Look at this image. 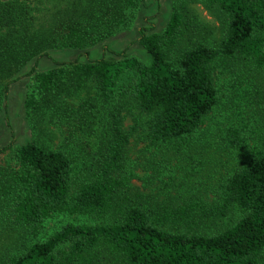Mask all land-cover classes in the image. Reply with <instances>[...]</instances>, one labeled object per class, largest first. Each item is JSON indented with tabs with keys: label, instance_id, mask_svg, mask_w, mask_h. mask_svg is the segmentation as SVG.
I'll return each mask as SVG.
<instances>
[{
	"label": "trees",
	"instance_id": "trees-1",
	"mask_svg": "<svg viewBox=\"0 0 264 264\" xmlns=\"http://www.w3.org/2000/svg\"><path fill=\"white\" fill-rule=\"evenodd\" d=\"M62 2L40 21L46 15L29 0H0V108L31 60L129 28L141 0ZM198 4L218 21L213 29ZM139 41L149 62L122 50L26 73L38 84L24 103L31 122L49 114V123L64 118L74 128L56 147L38 136L0 147L1 226L37 235L58 213L89 220L28 244L10 236L17 251L0 242V264H264V0H172L163 28L141 29ZM216 62L252 79L247 119L224 134L245 150L240 164L212 199L134 191L125 113L146 115L151 143L182 149L219 106ZM91 85L93 93L70 100Z\"/></svg>",
	"mask_w": 264,
	"mask_h": 264
},
{
	"label": "rangeland",
	"instance_id": "rangeland-1",
	"mask_svg": "<svg viewBox=\"0 0 264 264\" xmlns=\"http://www.w3.org/2000/svg\"><path fill=\"white\" fill-rule=\"evenodd\" d=\"M29 1L40 10L42 17L46 15L40 21H49L51 12L63 4L62 0ZM171 5L172 0H141L137 15L129 28L118 31L86 49H53L36 61L31 60L20 72V77L11 83L6 104L4 108H0V147L9 143L19 145L36 136L56 147L67 135L68 127L74 128L69 119L64 118L58 124L49 123V114L43 122L38 123H33L28 118L25 98L30 92L36 93L38 88L33 76L26 74L33 64L37 71H42L77 58L85 61L100 57L103 53L108 57L115 56L122 50L149 62L150 57L139 41L140 30H161L169 18ZM196 11L208 27L213 29L218 23L201 5H196ZM215 77L221 91L219 106L208 115L205 123L182 149L151 143L146 135V115L139 110L125 113L124 124L133 129L128 154L137 173L132 181L134 191H142L160 200L176 201L195 194L212 199L214 186L228 171L240 164L245 150L226 143L224 134L233 122L247 119L253 91V84L250 82L252 79L240 67L221 62L215 63ZM94 90V85H91L70 100L78 103L80 98ZM92 136L90 140L95 143L97 136ZM87 220L89 219L84 216L58 213L44 221L37 235L24 232L22 228L9 234L0 223V235L2 236V231H8L4 235L7 237L1 238L0 242L3 241L9 250L16 252V245L10 236L16 237L21 245L23 242L28 244L47 238L68 222Z\"/></svg>",
	"mask_w": 264,
	"mask_h": 264
}]
</instances>
